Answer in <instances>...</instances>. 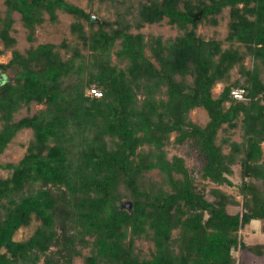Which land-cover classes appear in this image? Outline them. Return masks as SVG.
<instances>
[{
    "label": "trees",
    "instance_id": "trees-1",
    "mask_svg": "<svg viewBox=\"0 0 264 264\" xmlns=\"http://www.w3.org/2000/svg\"><path fill=\"white\" fill-rule=\"evenodd\" d=\"M123 1L137 3L136 17L125 10L110 23L65 0H4L0 56L10 59L0 71L13 76L0 85V155L19 131L31 136L20 160L0 164V264H238V249L262 256L264 246L242 243L240 231L262 221L264 233V0ZM226 8L223 40L196 34ZM14 13L30 44L58 13L72 17L71 39L20 52ZM164 19L179 32L171 40L131 32ZM235 88L243 101L231 97ZM31 105L42 108L15 118ZM195 108L206 113L203 126L188 119ZM182 147L195 156L189 168L167 155Z\"/></svg>",
    "mask_w": 264,
    "mask_h": 264
},
{
    "label": "rangeland",
    "instance_id": "rangeland-1",
    "mask_svg": "<svg viewBox=\"0 0 264 264\" xmlns=\"http://www.w3.org/2000/svg\"><path fill=\"white\" fill-rule=\"evenodd\" d=\"M73 5L78 6L79 8L83 9L86 13H90L94 17H97L100 20H105L112 23L117 14L122 15L125 10L130 12L128 19L136 17V12L138 5L135 1H123L122 0H113L112 2L104 1L100 2L98 0H94L93 2L89 3L87 0H65ZM121 2V3H120ZM5 9L4 0H0V12ZM228 9L222 10V12L215 17L216 25H212L210 23H204L199 25L196 34L199 35L204 40L215 39V40H223L226 32H227V21H228ZM58 22L56 24L44 23L41 26L37 27L35 30V41L34 43L30 44L26 41V32L21 25L19 20V15L14 13L12 18L14 20V24L12 26L11 36L15 39L16 44L14 46L20 52H24L30 46L35 47L37 44L43 43H53L59 44L62 40H70L71 36L69 34V24L72 22V17L66 14L58 13ZM132 33H141L146 38L147 37H160L162 41H167L173 39L175 36L178 35V31L175 27L169 25L166 20L157 23V24H144L138 31L131 29ZM0 49H2V45L0 44ZM147 56H150V53L146 52ZM10 59V52L6 51L3 55L0 56V64H5ZM245 64L249 67V62L246 60ZM3 74L11 78L13 76V71L7 70L2 71ZM264 77V76H263ZM238 78L236 71L233 69L231 71V79L235 80ZM241 81V80H240ZM222 89V84H217L211 91L213 97H216ZM40 105H31L29 108L21 109L18 113L15 114V118L19 119L25 115H32L35 111L41 109ZM188 119L199 126H203L207 121V116L204 110L201 108H195L188 114ZM224 135L223 132H218L217 135V142L220 138ZM231 140L239 141V131L237 130H229L226 134ZM31 131L30 130H21L19 131L15 137L11 140V142L7 145L3 153L0 155V164L6 163H16L20 158L23 156L25 147L27 145L28 140L30 139ZM226 149V148H225ZM262 151H263V162H264V144H262ZM172 154H177L182 156L185 160L186 166L189 168L191 167L195 160L194 154L189 152L185 147L179 148V150L175 151L172 148H168V157ZM233 175L231 177V181L235 184L239 182L238 176V165L233 166ZM7 174L6 171L0 169V177H5ZM154 178H156V171L150 173ZM212 186V185H210ZM226 193H232L233 189L229 188H221ZM239 197H237V200ZM238 210L237 207H228L227 212L229 214H234ZM258 226H262V221H258ZM33 230V225L19 229L17 234L14 237V240H20L28 237ZM258 241L257 243L264 244V233L258 231V237H256ZM261 242V243H260ZM254 243V242H253ZM236 258V255H234ZM249 257L253 258V256ZM254 259V258H253ZM242 260V257H241ZM72 264H81L79 259H75Z\"/></svg>",
    "mask_w": 264,
    "mask_h": 264
},
{
    "label": "crops",
    "instance_id": "crops-1",
    "mask_svg": "<svg viewBox=\"0 0 264 264\" xmlns=\"http://www.w3.org/2000/svg\"><path fill=\"white\" fill-rule=\"evenodd\" d=\"M257 222L258 221H251L248 227L240 231V238L242 243L247 245L264 246L263 243L260 242L261 244H259L256 242L258 241V239L256 238L258 237V231L261 230V228L259 227L260 225L258 226ZM248 254L250 256H253L254 259L249 257ZM234 255H236V263L238 264H264V254L262 256H256L244 250L238 249L236 250V252H234Z\"/></svg>",
    "mask_w": 264,
    "mask_h": 264
},
{
    "label": "built area",
    "instance_id": "built-area-1",
    "mask_svg": "<svg viewBox=\"0 0 264 264\" xmlns=\"http://www.w3.org/2000/svg\"><path fill=\"white\" fill-rule=\"evenodd\" d=\"M87 96L98 98L101 96V92L96 89H89L86 92ZM231 97L236 101L244 100V90L242 88L232 89L230 92Z\"/></svg>",
    "mask_w": 264,
    "mask_h": 264
},
{
    "label": "water",
    "instance_id": "water-1",
    "mask_svg": "<svg viewBox=\"0 0 264 264\" xmlns=\"http://www.w3.org/2000/svg\"><path fill=\"white\" fill-rule=\"evenodd\" d=\"M3 78H6V79H7V77L3 74V72L0 71V85H1V83H2ZM124 207L127 208L129 211H130V209H131V207H130V203H129V202H126V203L124 204Z\"/></svg>",
    "mask_w": 264,
    "mask_h": 264
}]
</instances>
